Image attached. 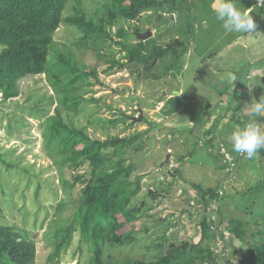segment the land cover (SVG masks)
Segmentation results:
<instances>
[{
	"label": "trees",
	"instance_id": "16d2710c",
	"mask_svg": "<svg viewBox=\"0 0 264 264\" xmlns=\"http://www.w3.org/2000/svg\"><path fill=\"white\" fill-rule=\"evenodd\" d=\"M94 1L99 9H103L97 21L83 8L81 0H76L73 13L66 17L64 14L70 0H0L1 99L7 101L18 97L19 82L37 76H43L51 91L44 94L45 102L41 98L37 101L46 103L47 107L35 108L30 113L39 121L44 154L58 177L57 191L69 199H60L56 202L53 216L48 218L46 214L42 219V223L47 220L44 238L50 245L48 263L58 264L76 236L78 258L84 259V264H264V178L247 192L235 191L239 196L237 202L230 201L233 200L232 195H220L218 191L229 186L233 180L230 173L225 171L226 166L221 164L223 156L219 153L220 149L225 148L236 161L239 160L237 153L226 144L219 142L216 147L206 146L212 163L218 159L221 166L222 177H219L216 186L204 188L195 181L187 182L183 178L181 168L189 155L176 159L177 167L170 170L171 181L144 184L145 177L152 175L154 170L150 172L140 166L139 173L132 177L136 167L133 162L125 164L124 155L127 150L139 152L144 149L138 141L146 132L129 137L111 136L110 128L118 121L130 119L124 115L123 120L103 121L100 129L105 133L104 138H93L87 133V126H77L72 120L73 115L81 113L80 108L84 103L100 102L102 98H87L86 95L92 93L93 87H105V84L100 79L98 65H85L72 55V50L66 53L56 50L54 36L62 24L78 31L80 37L76 39V46L80 48L87 47L89 42L96 44L99 36H108L104 24L116 27L115 33L120 40L117 44L125 52V61L101 52H95V55L98 63L106 65L100 72L104 75L124 70L136 73L133 91L141 79L160 80L178 68L176 62L187 51L189 44H185L187 36L183 35L171 39L167 46L158 44L154 38L132 45L122 25L140 19L143 14L154 16L158 25L163 24L166 16L183 12L186 0ZM150 19L146 22L151 23ZM158 25L154 28L159 30ZM135 30L139 31L138 28ZM131 35L134 37L133 33ZM157 36L161 38L162 34L158 33ZM179 45L183 46L181 51L177 50ZM159 62V65H164L163 71L152 74V69ZM115 92L121 94L120 91ZM164 101L159 99L155 103ZM53 105V113L49 114ZM163 107L164 116L176 111L172 106L168 110V101L164 102ZM92 123L89 121V124ZM147 124L151 126V123ZM8 129H11V124H8ZM172 131L168 133L169 139H172ZM207 132L211 135L212 130ZM256 156L264 164V149ZM1 162L7 169L15 167L4 159ZM162 164H154L153 168L158 170ZM84 167L86 170L79 173ZM67 170L71 179H67ZM176 176L195 192L193 196L189 195L187 204L192 199L195 202L191 204L193 208L189 207L194 211L190 210L188 216L197 223L198 241L167 235L166 230L160 232L159 229L143 238L142 234L149 233L148 226L137 228L136 225L145 212L152 210V205L146 207L144 200L137 199L139 194L145 187L146 194L156 201L161 192L162 195L169 193ZM26 183L29 184L28 178ZM77 183L79 188L75 193ZM39 191L38 183L34 189L35 195ZM57 191L54 192L55 196ZM230 203L234 204L236 211H243L246 220L224 214L223 209ZM64 210H68V214H64ZM32 232L33 229H14L0 224V264H34L36 244L31 237ZM233 240L245 247L239 248ZM217 242L222 245L219 253L215 252ZM229 249L238 254L234 256L236 263L229 257Z\"/></svg>",
	"mask_w": 264,
	"mask_h": 264
},
{
	"label": "rangeland",
	"instance_id": "374dc122",
	"mask_svg": "<svg viewBox=\"0 0 264 264\" xmlns=\"http://www.w3.org/2000/svg\"><path fill=\"white\" fill-rule=\"evenodd\" d=\"M81 3L83 8L93 16L94 21H97L103 14V9H99L94 0H81ZM213 3L214 0H186L183 4V12L179 15L175 13L171 17L166 16L163 19L165 22L160 25L154 16L148 17L147 14H143L138 20L122 24L125 31L128 32L129 44L134 45L140 41L134 34L135 28H138L140 33L150 30L152 32L151 38H154L162 46H167L174 37L186 35L185 44L189 43L187 52H193L189 66L183 69V59H181L176 62L178 68H174L162 79H141L138 81L135 91H133V81L137 78L136 73L129 70L116 72L109 76L100 73L106 65L103 62L98 63L95 52L114 56L122 62L125 61V52L117 44L120 40L115 33L116 27L104 24L103 27L108 36H99L96 44L89 42L87 47L81 48L76 46V39L80 37V34L75 28L67 24H62L54 36V46L60 53L72 50V55L85 65H98L100 79L105 84V87H93L92 93L86 95L87 98L89 96L102 98L100 102L84 103L80 108L82 111L79 115L75 116L71 113L74 123L77 126H87V133L91 137L102 139L105 135L100 129L103 121L123 120L125 115L130 119L123 122L118 121L114 127L110 128L109 134L111 136L129 137L146 132L138 141L143 144L141 147L143 146L144 149L139 152L127 150L124 155L125 164L133 162L136 167L132 177L139 173L138 168L140 166L150 172L154 170L152 175L145 177L144 184L153 181H163L164 183L171 181L173 177L170 170L177 167L176 159L181 155H189L181 168V175L187 182L195 181L201 187L207 188L218 185L219 177H222L221 169H218L219 162L212 163L206 152L204 137L207 130L204 119L207 112L214 111L215 108L213 101L216 99L214 95L217 91L214 89L215 83L219 78L217 71L222 69V67H217V64L234 65L233 54L241 50L239 46H230L229 50L226 49L228 43L239 33L233 32L226 35L222 22L216 19L212 11ZM76 4V0H70L64 14L65 17L73 13ZM148 18H151V23L146 22ZM156 24L160 26L158 27L159 30L154 28ZM158 33L162 34L161 38H158ZM154 40L151 41L154 42ZM151 41H149V45ZM182 49L183 46H177L178 51ZM204 52L210 54L229 53L225 56L222 54L221 61L215 60V58L214 65L210 62L207 66H202L203 61H201L200 56ZM51 54L53 55L54 52ZM159 64L161 63L159 62L152 69V74L163 71L164 65ZM263 76L254 77L250 81L257 88H252L248 94L245 93V100L239 109L229 105L230 108L235 109L234 116H237L236 120L238 121L230 123L222 131L227 132L231 128L236 129L245 124L249 116L248 106L253 100H258L264 94V87L261 82ZM177 86L181 89V97L177 95ZM115 91H120L121 94L119 95ZM45 93L50 94L51 91L43 76H37L19 82L18 97L7 101H3L0 97V156L1 160L4 159L6 162L15 165L14 168L7 169L0 160V224L12 226L14 229H33L34 232H32L31 237L36 244L34 264H50L47 261L50 245L44 238L47 220L42 223V219L46 214L48 218L53 216L56 202L60 199L69 200L61 191H57L58 177L44 154L39 121L30 114L35 108L47 107L46 103L37 102L39 98L45 102ZM170 95L174 98L169 99ZM159 99L168 101V110L172 106L176 108V111L169 116H164L162 103H155ZM54 107L55 105L50 107L49 114L53 113ZM139 110L142 111V116L138 121ZM144 119L151 123V126L146 121L144 122ZM89 121L93 122L92 125L89 124ZM263 123H261L262 127H264ZM8 124H11V129H8ZM106 126L109 127L107 124ZM169 131L173 132L172 139L168 138ZM167 154L171 155L167 163L158 170L153 168L155 167L154 164L164 163ZM85 170L86 167L82 168L79 173ZM66 176L67 179H71L68 170ZM27 178L29 180L28 185L26 183ZM262 178H264V164L260 162L257 156L252 159L246 157L245 161L240 162L232 183L220 190L224 194L232 195L233 200H230L231 202L235 200L237 202L239 196H236L235 191L247 192ZM38 183L40 184V191L35 195L34 189ZM78 188L77 183L74 189L75 193H77ZM55 191H57V196L54 194ZM146 192L147 188L144 187L137 198L139 201L144 200L146 207L152 205V210L148 213L145 212L143 218L136 225L137 228L148 226L149 233L142 234L143 238L159 229L160 232L166 230L167 235H177V237H184L193 242L198 241L197 223L188 216L189 211L193 210L189 207L193 208L194 205L191 204L195 203L192 199V202L190 200L187 204L188 199H190L189 195L195 194L189 184L177 177L176 182L170 187L169 193L162 195L163 192H161L156 201L151 200ZM249 197L246 198L250 199ZM233 203L223 209L224 214L228 217L246 220L243 211H236ZM66 213L68 214V210H64V214ZM41 223L43 224L42 227H40ZM225 236L228 234L225 233ZM233 241L234 244H238L239 248L245 247L244 245L241 247L238 241ZM77 247V237L75 236L72 246L62 254L58 264H76L77 260H80L79 264H84V259L78 258ZM220 248L222 249V245L218 244L216 252L219 253ZM229 254L231 260H235L234 256H238L236 252L230 249ZM234 262L236 263V260Z\"/></svg>",
	"mask_w": 264,
	"mask_h": 264
},
{
	"label": "crops",
	"instance_id": "0c3cea01",
	"mask_svg": "<svg viewBox=\"0 0 264 264\" xmlns=\"http://www.w3.org/2000/svg\"><path fill=\"white\" fill-rule=\"evenodd\" d=\"M259 1L260 0H238L239 7H242L246 10H252L250 15L252 16L256 24V29L253 33L250 34L239 33L228 43V47H226L227 50H229L230 46H239L241 50L240 52H234L233 54V60L235 62L234 65L231 66L230 64H217V67H222V69L217 71V75L219 78H217L216 80V87H213L215 90H217L214 95L216 99L213 101V103H215V108L214 111H208L204 119L205 129L212 130L211 135H208V132L206 131V136L204 137L207 147H209V145L210 147H216L220 142L226 144L231 151H234L230 140L231 133L234 129L231 128V130H228L227 132L222 130H224L225 127L230 123L238 121L236 120L237 116H234L235 109L233 108L239 109V107H241L240 105L245 100V93L248 94L250 93L252 88H257V86L250 83V81L254 77L263 76L264 74V3L259 4ZM228 34L230 33L226 32V35ZM228 53L229 52H224L223 54L222 52L224 56ZM192 54L193 52L186 51L180 57L179 60L183 59V69L189 66V61ZM222 54L221 52L213 54L204 52L200 56L201 61H203L202 66H207L208 64H210V62H212V64L214 65L215 60L221 61ZM228 72L234 73L237 77V80L233 85L226 79H223V77H225ZM177 88V95L181 97V89L178 86ZM169 97V99L174 98L172 97V95H170ZM161 103L163 107L164 102ZM230 104L233 108L229 107ZM256 119H258V122L260 124L264 122V116L257 117ZM207 126L209 127L206 128ZM215 161L219 162L218 159L214 160V163ZM218 164V167L221 168L220 163Z\"/></svg>",
	"mask_w": 264,
	"mask_h": 264
},
{
	"label": "clouds",
	"instance_id": "9594fccd",
	"mask_svg": "<svg viewBox=\"0 0 264 264\" xmlns=\"http://www.w3.org/2000/svg\"><path fill=\"white\" fill-rule=\"evenodd\" d=\"M264 3V0H260ZM212 11L227 33H253L256 24L250 15L251 9L238 6V0H214ZM223 79L232 85L237 80L234 73L228 72ZM249 116L243 126H238L231 133L232 148L236 153L245 155L248 159L254 158L261 149H264V127L257 121V117L264 116V95L253 100L248 106Z\"/></svg>",
	"mask_w": 264,
	"mask_h": 264
},
{
	"label": "built area",
	"instance_id": "2783aa9c",
	"mask_svg": "<svg viewBox=\"0 0 264 264\" xmlns=\"http://www.w3.org/2000/svg\"><path fill=\"white\" fill-rule=\"evenodd\" d=\"M258 3L261 4L260 1ZM219 153H220V155L223 156V160H222L221 164L226 166L225 171L229 172L230 173V178L234 179L235 175H236V170H237L240 162L242 161L243 158H246V156L243 155V154L237 153V156H238L239 160L236 161L235 158L230 153H228V151L225 148H223V147L220 149ZM218 193L221 195L222 191L219 190ZM218 244H221V243L217 242L216 248L218 247ZM215 252H216V250H215ZM216 253H218V252H216Z\"/></svg>",
	"mask_w": 264,
	"mask_h": 264
},
{
	"label": "water",
	"instance_id": "95a60500",
	"mask_svg": "<svg viewBox=\"0 0 264 264\" xmlns=\"http://www.w3.org/2000/svg\"><path fill=\"white\" fill-rule=\"evenodd\" d=\"M134 34H135V37L138 40H140V41H146V40H148V39H150L152 37V32L150 30L145 31L144 33H140L137 30H135ZM261 82H262V84L264 86V78L261 80ZM141 112L142 111L139 110L140 116L138 118V121L141 119V116H142L141 115ZM168 158H169V155H167V158H166V160H165V162L163 164H166L167 163ZM163 164H162V166H163Z\"/></svg>",
	"mask_w": 264,
	"mask_h": 264
}]
</instances>
